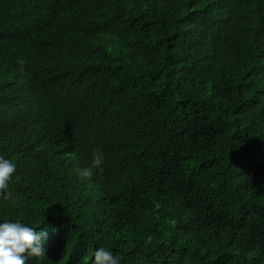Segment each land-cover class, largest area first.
<instances>
[{
    "label": "trees",
    "instance_id": "1",
    "mask_svg": "<svg viewBox=\"0 0 264 264\" xmlns=\"http://www.w3.org/2000/svg\"><path fill=\"white\" fill-rule=\"evenodd\" d=\"M0 156L26 264H264V0H0Z\"/></svg>",
    "mask_w": 264,
    "mask_h": 264
},
{
    "label": "clouds",
    "instance_id": "2",
    "mask_svg": "<svg viewBox=\"0 0 264 264\" xmlns=\"http://www.w3.org/2000/svg\"><path fill=\"white\" fill-rule=\"evenodd\" d=\"M20 65V71H24L22 59L17 60ZM103 153L96 149L93 152V158L88 167L78 169L79 174L84 178H91L95 170L103 173ZM16 172V164L11 160L0 156V198L4 201L12 200L18 202V198L13 196L9 189V182ZM47 231L36 232L35 227L26 225L21 219L14 221L5 220L0 223V264H26L27 257L38 258V261L47 255L46 242ZM153 236L148 235L144 241L145 245L151 244ZM27 255H24V254ZM92 264H120V261L112 251L105 247H99L93 253ZM87 259V258H85Z\"/></svg>",
    "mask_w": 264,
    "mask_h": 264
}]
</instances>
